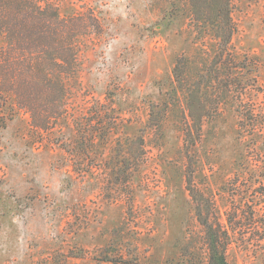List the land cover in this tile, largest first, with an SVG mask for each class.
<instances>
[{"label": "rangeland", "instance_id": "1", "mask_svg": "<svg viewBox=\"0 0 264 264\" xmlns=\"http://www.w3.org/2000/svg\"><path fill=\"white\" fill-rule=\"evenodd\" d=\"M54 4L64 17L92 9L102 23L100 35L86 38L79 52L80 71L71 100L76 115L98 100L123 122L110 141L89 147L87 158L79 159L54 145L59 134L52 140L33 133L23 112L0 128V264H108L98 259L109 244L114 254H130L137 264H188L189 257L181 253L186 246L196 264H203L202 231L185 188L183 104L157 116L164 118L159 129L147 124L149 105L158 106V115L168 101L175 57L186 53L197 61L206 59L196 54L199 45L189 25L187 3ZM174 4L178 9L172 14ZM232 18L236 53H248L260 62L261 91H247L243 101L254 104V119L263 132L240 129L233 102L203 121L200 140L191 152L193 185L213 196L221 213L228 208L226 191L236 163L251 167L264 160V0L236 1ZM64 135L70 140L73 132L65 128ZM118 159L129 162V187H124L122 177L115 180L113 173L121 167ZM79 167L86 170L83 176L74 172ZM259 249L233 245L227 260L264 264V250ZM79 250L82 258L67 257Z\"/></svg>", "mask_w": 264, "mask_h": 264}, {"label": "trees", "instance_id": "2", "mask_svg": "<svg viewBox=\"0 0 264 264\" xmlns=\"http://www.w3.org/2000/svg\"><path fill=\"white\" fill-rule=\"evenodd\" d=\"M54 1L0 0V128L17 112H23L29 116L33 133L52 140L59 134L60 140L54 145L72 157L87 158L89 147L110 141L123 119L110 114L114 109L98 100L76 115L71 100L73 82L80 71L79 52L86 38L100 35L102 23L92 9L64 17ZM181 1L189 8V25L199 45L196 54H205L206 59L197 61L186 53L175 57L168 101L164 100L158 115V106L149 105L147 124L159 129L164 118L157 116L169 106L183 104V152L188 159L185 188L202 231L203 264H229L227 253L233 245H254L264 250V160L251 167L236 163L226 191L228 208L221 213L213 196L194 188L191 152L200 140L203 121L212 120L220 106L228 102L236 103L240 129L263 132V126L254 119V104L243 101L247 91H261V66L255 56L239 55L234 49L237 26L232 13L238 0ZM172 8V14L176 13L178 6ZM65 128L73 132L72 139H65ZM138 143L140 148L143 140L139 138ZM120 164L113 173L115 180L120 176L124 187H129V162L124 159ZM74 172L83 176L86 170L79 167ZM189 249L181 248L182 256L189 257L188 264H196ZM100 253V262L137 264L130 254H114L110 244ZM67 257L82 258L83 252L70 251Z\"/></svg>", "mask_w": 264, "mask_h": 264}]
</instances>
